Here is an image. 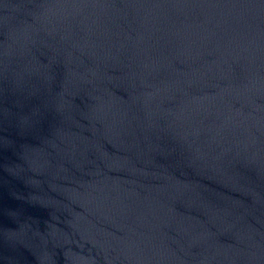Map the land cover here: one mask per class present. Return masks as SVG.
Listing matches in <instances>:
<instances>
[{
	"label": "water",
	"instance_id": "1",
	"mask_svg": "<svg viewBox=\"0 0 264 264\" xmlns=\"http://www.w3.org/2000/svg\"><path fill=\"white\" fill-rule=\"evenodd\" d=\"M0 264H264V0H0Z\"/></svg>",
	"mask_w": 264,
	"mask_h": 264
}]
</instances>
